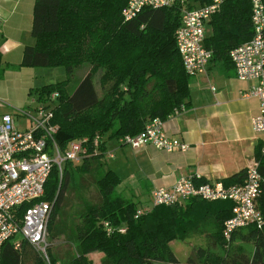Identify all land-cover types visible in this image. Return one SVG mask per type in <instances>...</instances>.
Here are the masks:
<instances>
[{"label":"trees","instance_id":"obj_1","mask_svg":"<svg viewBox=\"0 0 264 264\" xmlns=\"http://www.w3.org/2000/svg\"><path fill=\"white\" fill-rule=\"evenodd\" d=\"M209 1L175 0L167 6L142 9L131 20L123 21L120 9L126 0H33L30 35L34 42L22 46L19 65L58 66L64 71V79L29 88L27 94L41 101L54 91L58 93L52 122L57 125L53 138L60 149L72 140L88 141V154L81 163L66 161L60 176L53 166L45 181L39 199L51 203L47 240L61 234L58 223L64 197L80 185L81 177L92 179L99 196L96 202L83 203L77 211V222L67 237L74 245V255L58 261L60 264H92L87 255L94 252L101 253L100 264H264V185L256 199L262 225L236 229L224 241L221 225L230 215V201L193 196L174 204L155 205L134 216L137 201L118 192L119 176L102 166L104 154L110 152L105 151L107 140L115 139L117 143L123 135L137 134L148 120H164L174 109L187 105L190 76L182 67L174 31L183 9ZM251 35L249 0L223 1L205 26L203 46L211 52L209 61L233 70L228 51ZM82 64L87 66L84 76L70 87L73 70ZM2 71L0 54V77ZM95 74L99 96L92 83ZM94 136L100 138L96 152L90 145ZM252 155L257 172L264 177L263 142L255 143ZM244 171L242 168L218 180L224 185L241 183ZM205 182L208 180L198 178L195 183ZM29 204L23 203L21 209ZM102 222L107 223L108 231ZM199 226L210 229V243L198 246L185 262L179 263L169 248L170 241L185 240ZM118 227H124V232L120 233ZM236 241L251 242V252ZM50 248L49 242L47 254L54 263L57 260ZM0 264L42 263L22 240L18 250L10 241L2 244Z\"/></svg>","mask_w":264,"mask_h":264},{"label":"built area","instance_id":"obj_2","mask_svg":"<svg viewBox=\"0 0 264 264\" xmlns=\"http://www.w3.org/2000/svg\"><path fill=\"white\" fill-rule=\"evenodd\" d=\"M173 1L126 0L120 9V16L123 21H129L142 9L167 6ZM223 1L210 0L203 6L181 11L174 42L182 67L189 76L202 73L207 67L211 52L203 46L205 26ZM249 4L252 35L247 41L231 48L228 58L237 79L253 81L245 94L258 99V112L250 117L249 124L254 134H260L264 133V6L261 0H249ZM210 88L213 90V87ZM57 96L54 91L41 101L31 98L32 106L15 108L13 114L0 115V249L4 242L10 241L13 249L18 250L24 240L42 264H60L57 261L51 263L47 254V221L51 203L39 199L45 181L53 166L60 176L66 161L77 165L88 154L86 138L69 141L63 149L55 143L53 136L57 125L52 120ZM20 117L23 118L22 124H19ZM99 140L98 136L92 138L90 145L93 152L97 151ZM117 143L132 150L151 146L164 153L188 149L185 142L166 135L159 118L148 120L135 135L117 138ZM106 156L112 157L113 154L108 152ZM197 179L195 175L180 176L168 187L152 188L148 203L138 207L134 216L149 211L155 205L174 204L194 196L206 201L231 202L230 215L221 225L224 241H228L236 229L247 225L259 228L262 225L256 199L264 185V177L257 172L256 162L245 168L241 183L224 185L220 180H213L197 184ZM25 202L31 204L21 209ZM102 223L108 231L107 223ZM124 230V227H118L120 233Z\"/></svg>","mask_w":264,"mask_h":264},{"label":"crops","instance_id":"obj_3","mask_svg":"<svg viewBox=\"0 0 264 264\" xmlns=\"http://www.w3.org/2000/svg\"><path fill=\"white\" fill-rule=\"evenodd\" d=\"M32 3L0 0L2 73L11 72L8 67L16 69L14 81L22 99L12 104L20 108L28 89L42 85L34 77L35 67L19 65L22 46L34 42L30 35ZM252 84L237 79L234 70L223 68L218 61H209L204 72L190 76L187 105L161 120L166 135L188 144L184 152L164 153L151 146L132 150L105 142V151L113 156L104 154L101 161L119 176L116 190L128 193L141 207L148 203L152 188L168 187L180 176L213 181L252 165L253 146L264 142V133L254 134L249 124L258 112V99L245 94Z\"/></svg>","mask_w":264,"mask_h":264},{"label":"rangeland","instance_id":"obj_4","mask_svg":"<svg viewBox=\"0 0 264 264\" xmlns=\"http://www.w3.org/2000/svg\"><path fill=\"white\" fill-rule=\"evenodd\" d=\"M207 29V27H206ZM3 67V65H2ZM7 69H11L9 73H2L0 77V115L3 113L13 114L15 108H20V106H14L12 104L13 101L21 100V93H17L16 91V82L15 79V71L14 67H8ZM87 70V66L84 64L80 65L79 67L75 68L72 73V77L70 80V87L75 86V84L79 81L81 77L84 76ZM35 74L34 77L38 80L39 83L48 84V83H55L64 79V71L61 67H48V66H36L35 67ZM98 74H95L92 77V83L94 89L99 96L101 91L99 89V85L97 82ZM18 86V85H17ZM25 95V99L23 97L24 106L23 108L32 106L30 100L31 96ZM27 103V104H26ZM23 118L20 117L19 124H22ZM106 143L109 145L116 143L115 139L107 140ZM102 166L106 167L105 163ZM75 180L78 182V178L74 176ZM80 185H75L74 189H70L66 196L64 197L63 203V215L59 219V227L61 230V234L54 237L53 239L48 238V242H50V249L52 255L55 257V260L62 262L66 260L69 256L74 255V245L73 243L67 238L70 233L72 232V224L77 222V211L82 206L83 203H93L99 199V196L92 184V179L88 176H83L79 179ZM85 186L84 188L79 186ZM123 194V193H122ZM125 197L132 198L128 193L123 194ZM133 199V198H132ZM134 200V199H133ZM138 203V202H137ZM210 229L208 227L202 228L198 227L194 231L190 232L189 235L185 238V240H172L169 243V248L172 251L175 259L179 263L185 262L186 258L189 254L198 246L206 247L207 243H210L208 240V234ZM243 246L244 250L248 253L252 250L251 242L241 243L236 241ZM216 253H220L217 247H212ZM88 258L92 261V264H100L101 253L94 252L87 255ZM153 264H170L166 262H153Z\"/></svg>","mask_w":264,"mask_h":264}]
</instances>
